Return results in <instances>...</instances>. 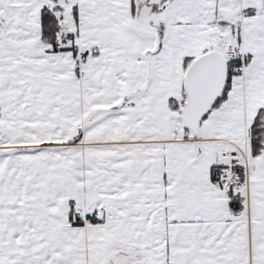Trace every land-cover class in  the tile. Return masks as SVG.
I'll return each instance as SVG.
<instances>
[{"label": "snow or ice", "instance_id": "snow-or-ice-1", "mask_svg": "<svg viewBox=\"0 0 264 264\" xmlns=\"http://www.w3.org/2000/svg\"><path fill=\"white\" fill-rule=\"evenodd\" d=\"M0 264H264V0H0Z\"/></svg>", "mask_w": 264, "mask_h": 264}]
</instances>
